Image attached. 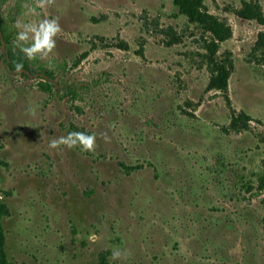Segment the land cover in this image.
Here are the masks:
<instances>
[{"label": "rangeland", "instance_id": "rangeland-1", "mask_svg": "<svg viewBox=\"0 0 264 264\" xmlns=\"http://www.w3.org/2000/svg\"><path fill=\"white\" fill-rule=\"evenodd\" d=\"M204 4L232 28L215 56L233 63L226 92L208 87L209 34L174 0H55L28 15L35 0L2 5L13 40L17 20L62 28L30 72L8 69L0 37L13 264H264V24L237 14H264V0ZM71 131L95 134V152L49 148Z\"/></svg>", "mask_w": 264, "mask_h": 264}, {"label": "trees", "instance_id": "trees-1", "mask_svg": "<svg viewBox=\"0 0 264 264\" xmlns=\"http://www.w3.org/2000/svg\"><path fill=\"white\" fill-rule=\"evenodd\" d=\"M7 0H0V10L2 5ZM175 6L178 8L179 12L185 15L188 20L194 24H197L201 29L209 34L210 39L208 40V50L211 55L210 66H211V77L209 80L208 87L210 89L221 90L226 92L228 90L229 79L233 69V63L229 62H220L215 58L217 52L220 49V44L228 40L232 36V28L227 22L221 20L216 15L209 12L204 0H174ZM237 14L243 18L247 19H256L260 23L264 24V14L246 4V7L237 10ZM0 37L4 44V60L7 64L9 70H15V64L22 62L24 65L23 71L30 72L34 69L31 66V61L24 58L23 54L20 52L19 48L14 50V40L11 37V34H8L7 26L3 22V18L0 15ZM258 46L264 49V33H261L258 39ZM43 69V68H42ZM43 71L52 76V71L48 69H43ZM46 85L47 88H50L49 84ZM67 94H70L72 98L78 96V92L75 87L71 86L67 88ZM66 90V88H65ZM244 115L240 114L238 117H233L232 126L236 129H240L239 124H245ZM4 165V162L0 160V166ZM260 190L264 189V173L259 178ZM8 213L7 204L0 197V264H13L8 257L6 250V233L3 225V219ZM98 264H109L106 258H101Z\"/></svg>", "mask_w": 264, "mask_h": 264}, {"label": "clouds", "instance_id": "clouds-1", "mask_svg": "<svg viewBox=\"0 0 264 264\" xmlns=\"http://www.w3.org/2000/svg\"><path fill=\"white\" fill-rule=\"evenodd\" d=\"M55 0H35V7H29L28 14H36V8L45 9L53 5ZM15 27L18 29L14 40V50L19 48L24 58L34 61L37 58L44 60L52 54L56 48V37L62 32L58 19L44 18L39 22L16 21ZM24 65L22 62L15 64L16 72H22ZM32 114L34 109H30ZM106 138V137H105ZM107 139V138H106ZM61 146L71 150L79 147L84 152H95L96 135L84 131H71L66 136L52 139L49 148L59 149ZM122 253L118 248L112 250L111 259L118 260Z\"/></svg>", "mask_w": 264, "mask_h": 264}]
</instances>
